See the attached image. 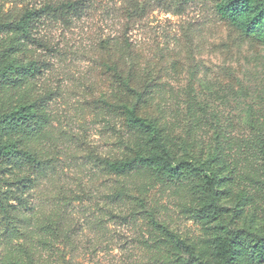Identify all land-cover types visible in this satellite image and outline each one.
Masks as SVG:
<instances>
[{"label":"rangeland","instance_id":"obj_1","mask_svg":"<svg viewBox=\"0 0 264 264\" xmlns=\"http://www.w3.org/2000/svg\"><path fill=\"white\" fill-rule=\"evenodd\" d=\"M45 1L0 0V21ZM71 1L77 12L38 22L41 45L0 32V60L44 63L0 101L46 98L41 122L20 134L40 169L0 174L17 210L7 224L0 214V264H221L212 254L218 225L264 235V44L220 19L216 0ZM145 88L141 113L163 130L175 162L222 159L219 220L197 214L182 181L103 166L131 149L150 152L102 100H133ZM23 176L31 179L16 190Z\"/></svg>","mask_w":264,"mask_h":264},{"label":"trees","instance_id":"obj_2","mask_svg":"<svg viewBox=\"0 0 264 264\" xmlns=\"http://www.w3.org/2000/svg\"><path fill=\"white\" fill-rule=\"evenodd\" d=\"M216 12L220 19L227 21L237 29L244 37L264 44V0H216ZM76 1H52L46 0L41 5L32 4L23 8L22 12L14 20L0 21V32L7 30L13 34H19L25 40L42 44L33 35L37 24L43 16H51L54 19H65L69 14L77 12ZM4 54L1 57L4 58ZM44 63L38 60H29L22 63L10 57L0 60V91L10 83L15 86L19 81L35 79L41 75ZM114 76L120 80L122 87L130 88V78H124L112 66ZM133 100L127 99L125 94L121 100L107 101L103 103L114 108L122 116L125 126L138 138L135 142L140 149L150 150L141 153L131 149L128 155L113 160L103 159L102 163L108 172L116 175H128L135 171H150L157 179L182 181L184 186L189 187L190 195L197 202V214L200 217L209 218L211 221L219 220L224 210L222 205L223 190L221 171L218 164L222 159L214 155L205 165H196L192 161H174L169 148L168 139L163 130L158 127L155 120L146 119L141 113V103L147 101L144 92L134 90ZM46 98L20 100L13 106H4L0 101V174L19 167L23 163L33 169L39 170L42 164L35 150L28 148L22 143L21 133L33 130L42 119V103ZM145 145V148L143 146ZM31 177L15 178V182L21 184L29 181ZM13 191V190H9ZM6 191L0 190V214L7 224L10 219L16 218L17 210L14 204L9 203ZM14 199L19 204L24 199L18 192L13 191ZM247 199V198H245ZM219 232L212 244V254L221 264H250L251 262L264 261V235L255 238L252 234L238 229H231L218 225Z\"/></svg>","mask_w":264,"mask_h":264}]
</instances>
